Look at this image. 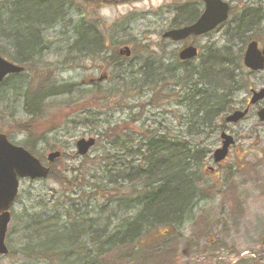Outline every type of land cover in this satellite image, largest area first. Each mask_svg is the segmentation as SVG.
<instances>
[{
  "label": "rangeland",
  "instance_id": "374dc122",
  "mask_svg": "<svg viewBox=\"0 0 264 264\" xmlns=\"http://www.w3.org/2000/svg\"><path fill=\"white\" fill-rule=\"evenodd\" d=\"M66 1L70 10L68 19L63 26L56 25L45 31L47 49L44 50V58L40 62L37 60L38 66L30 68L28 64L29 70L24 75L30 79L31 86L39 80L38 77L47 76L59 84L76 86L66 95L48 98L44 103V117L36 120L33 129L39 132L33 140L36 156L45 162L51 151L59 149L63 155L54 161L49 178L37 181L27 178L21 181L18 198L11 209L12 219L6 237L9 250L7 254H0V264H46L44 260L35 261L37 258L30 260L31 256L22 250L34 242L35 238L33 227L28 230L23 218L30 213L50 209L53 204L61 205L68 197L75 198L76 193L72 190L80 181H75L72 177L80 173L79 169L88 171L84 179L90 177L91 180L92 174L89 173H96L92 177L93 181L100 184V190L95 192L99 194L96 203L110 207L106 205V201L109 202L108 199L116 195L111 192L115 189V184L106 179L101 180L103 172H95L105 167L107 160L104 157L108 156V152L110 155H118L120 161H140V156L132 158L122 155L123 151L119 148L122 140L132 141L133 149L146 134L167 132L174 136H185V127L180 123L186 118L187 111L181 102L179 90L182 83L178 79L182 77L186 67L176 60L178 53L188 44L197 45L201 54L206 52L209 45L221 47L225 44L227 24L204 36H191L183 42H171L162 37V33L172 26L176 8L185 2H194L203 10L204 4L199 0ZM261 1L264 5V0ZM229 2L233 18L247 0ZM79 19L94 23L101 30L107 45L105 54H118L119 49L125 45L131 47L133 52H143V56L137 54L131 59L138 72L139 84L132 87L124 85L121 79L116 78L119 72L113 73L102 61V54L83 55L72 47L75 36L69 22L72 20L75 24ZM261 23L249 41L264 34V19ZM7 42L8 40L0 39V47L4 51V47H9ZM239 48L240 45H236L235 51L238 52ZM9 52L11 53L10 50ZM145 58L153 61V68L157 71L154 80L163 79V83L152 88L140 87L144 77L141 68ZM174 61L176 66L173 69L181 68L175 69L174 75H171L163 65H172ZM199 61L200 57L195 59L191 68H196ZM158 70L166 74L159 73ZM240 72L245 75L249 71L242 68ZM251 77L253 80L250 84H264L260 81L264 77V70L257 73L256 77ZM23 105L22 89L10 88L9 85L0 87V133L6 132L12 142L20 145L26 143L27 133L20 130L19 124L29 121ZM109 124L121 126L120 129L123 130L119 146L114 147V150H110L109 144L98 136ZM53 125H56V130H51ZM220 130L217 135H220ZM244 134L249 138L245 139L244 146L236 148L228 159L219 164L214 162L212 155L217 135L215 137L209 131V134L201 137V147L209 150V156L203 161L200 183L206 198L197 203L185 226L174 231V235L168 236L170 231L164 227L156 231L160 234L158 242L174 238L171 243L176 257L171 256L168 260L167 257L159 258L154 261L155 264H264V126L257 127L253 135ZM90 136L98 139L96 145L87 155L79 156L76 143L80 138ZM255 140H259L260 145ZM119 181L120 191L124 193L127 183L121 179ZM68 189L71 191L65 192ZM101 191L103 193L100 195ZM137 213L136 210H130L126 214L118 213L111 217L109 211L100 214L98 210H94L91 217L93 221L95 218H102V223L108 218L115 219L112 223L116 225V218L126 219V215L135 216ZM116 253L112 252L109 257L114 259ZM124 264L142 262L139 259V262L128 261Z\"/></svg>",
  "mask_w": 264,
  "mask_h": 264
},
{
  "label": "trees",
  "instance_id": "16d2710c",
  "mask_svg": "<svg viewBox=\"0 0 264 264\" xmlns=\"http://www.w3.org/2000/svg\"><path fill=\"white\" fill-rule=\"evenodd\" d=\"M176 10L170 29L193 23L202 11L194 2H185ZM69 14L66 0H0V39L8 40L9 46L4 47L5 51L0 47V54L21 66L26 65L23 73L8 76L0 87L9 85L10 88L23 90V108L29 121L19 124L20 130L27 133L26 143L22 145L35 155L33 140L39 132L33 129L36 120L44 117L45 101L56 95H66L76 86L59 84L48 76L38 77L39 80L31 86L30 79L24 75L29 66H38L37 60L40 62L44 58V50L47 49L45 31L56 25L63 26ZM263 19L262 1L247 0L237 11V16L225 23L224 45L207 46L206 52L199 56L196 68H191L194 60L182 62L176 59L186 67L178 79L182 83L179 90L181 102L187 111L186 118L180 123L185 127V136H174L167 132L146 134L139 140L138 146L132 149V141L120 140L123 135L121 126L109 124L98 133L99 138L109 144L110 150L118 147L121 141L122 146L119 148L123 151L122 155L132 158L140 156L141 160L120 161L118 155H110L108 152V156L104 157L107 160L105 167L95 170L103 172L101 180L106 179L115 184L111 192L116 195L110 197L109 202L106 201L110 207L96 203L99 194L95 192L100 190V184L92 180L96 173L90 171L91 180L90 177L84 179L88 171L79 169L80 173L72 177L80 181L72 190L76 193L75 198L68 197L61 205L53 204L50 209L24 217L26 228L29 230L33 227L35 232L34 242L22 248L31 256L30 260L37 258L35 261L44 260L46 264H124L128 261L139 262L140 259L142 264H155L156 259L176 257L171 243L174 238L158 242L160 234L156 231L164 227L170 231L168 236L174 235V231L185 226L197 203L206 198L200 183L203 161L209 156V150L201 147L203 140L200 139L209 131L211 133L219 128L225 108L230 102L223 94L234 90L232 87L236 85V77L244 68L242 53L245 44L258 30ZM69 26H72L75 36L72 47L83 55L102 54V61L113 73L119 72L116 78L121 79L124 85L132 87L140 83L131 59L137 54L143 56V52L139 54L131 49L130 57L122 56L120 52L119 55L115 52L105 54L107 45L101 30L94 23L79 19L73 24L70 20ZM238 44L240 48L236 52ZM163 66L171 75H174L175 69L181 68L173 69L176 61L172 65ZM141 71L144 77L140 87L152 88L164 81L154 80L157 71L149 58H145ZM55 126L51 130H56ZM119 179L127 183L124 193L118 186ZM63 183L66 184L65 181ZM94 210L100 214L109 211L111 217L118 213L126 214L130 210L138 213L135 216L126 215V219L116 218V225H113L112 220L115 219L111 218L105 223L101 222L102 218L93 221L91 215ZM112 252H117L114 259L109 257Z\"/></svg>",
  "mask_w": 264,
  "mask_h": 264
},
{
  "label": "water",
  "instance_id": "95a60500",
  "mask_svg": "<svg viewBox=\"0 0 264 264\" xmlns=\"http://www.w3.org/2000/svg\"><path fill=\"white\" fill-rule=\"evenodd\" d=\"M205 4L204 12L193 24L184 25L181 28H172L163 33L164 38H170L172 41H182L189 36H200L210 32L225 22L229 17L230 3L224 0H203ZM122 54L130 56L131 50L125 46L120 49ZM198 55V47L192 45L184 47L179 53V58L194 59ZM245 65L259 70L264 67V49L259 50L256 42L249 43L245 53ZM24 70L23 66H18L8 61L0 55V83L5 76L12 73H20ZM264 91V89L262 90ZM264 93V92H263ZM264 95V94H262ZM244 114L240 111L230 115L228 121L238 120ZM260 119H264V109L260 112ZM227 140L223 141V146L215 151V160L221 161L227 155V150L232 142V137L223 133ZM96 143V138H80L76 147L78 154L85 155L90 148ZM61 155V151H54L48 155V160L54 161ZM50 167L46 166L24 147L14 145L9 142L7 135L0 134V254H7L5 237L8 232V224L11 220L10 208L17 198L19 191V181L21 178L30 177L31 179L47 178Z\"/></svg>",
  "mask_w": 264,
  "mask_h": 264
},
{
  "label": "flooded vegetation",
  "instance_id": "af4514ba",
  "mask_svg": "<svg viewBox=\"0 0 264 264\" xmlns=\"http://www.w3.org/2000/svg\"><path fill=\"white\" fill-rule=\"evenodd\" d=\"M251 42H256L258 45V49L263 50L264 34H261V36H259V38L257 39H250L248 44H246L247 47L244 48V52L242 53V62L244 68H246L249 72H247V74L245 75H242V73L240 72L239 76L236 77V85L232 87V89L234 90L229 91L228 93L225 92L223 94V97L226 96L228 98L227 100L230 102L225 108L223 119L220 120L219 128L214 129L213 132H211L214 133L216 137V135L218 134L217 132L221 129L220 135H217V137L215 138V149L219 148L222 145V133L233 136L234 141L232 142V146H230L228 149L229 152L226 159H228L229 155H231V153L235 151L236 148L241 149L244 146L245 139H249L246 138V134L244 133L253 135L257 127L264 126V119L261 120L259 115L260 112L264 109V95H262L264 94V91H262L264 89V84H257V82H253L250 84V82L253 80L251 76L256 77L257 73H260L264 70V67L261 68V70H256L252 68L249 69L244 65V55L249 47V43ZM260 81L264 82V77H261ZM238 111L244 114L240 119L232 120L231 122L227 120L231 114H234ZM255 141L257 142V145H260L261 142H259V140ZM253 145L254 143L252 144V146ZM244 154L247 153L245 152ZM230 175L231 173H229V176Z\"/></svg>",
  "mask_w": 264,
  "mask_h": 264
}]
</instances>
